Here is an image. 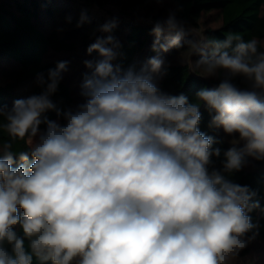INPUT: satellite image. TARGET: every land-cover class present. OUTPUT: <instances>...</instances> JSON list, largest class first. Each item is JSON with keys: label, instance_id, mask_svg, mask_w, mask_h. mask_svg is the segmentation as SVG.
Listing matches in <instances>:
<instances>
[{"label": "clouds", "instance_id": "9594fccd", "mask_svg": "<svg viewBox=\"0 0 264 264\" xmlns=\"http://www.w3.org/2000/svg\"><path fill=\"white\" fill-rule=\"evenodd\" d=\"M179 11L141 18L156 54L127 66L118 18L99 25L73 104L53 99L67 60L37 73L38 93L0 104V264H229L255 240L258 192L229 177L264 161V51L239 34L193 45L206 77H223L196 102L171 94L164 54L193 44ZM202 107L227 149L201 131Z\"/></svg>", "mask_w": 264, "mask_h": 264}, {"label": "trees", "instance_id": "16d2710c", "mask_svg": "<svg viewBox=\"0 0 264 264\" xmlns=\"http://www.w3.org/2000/svg\"><path fill=\"white\" fill-rule=\"evenodd\" d=\"M176 8L181 9L177 15L186 21V27L201 30L202 34L190 35L193 44L164 54L168 74L158 83L171 94L183 93L196 102V91L215 87L223 77L222 70L218 78L206 77L203 66L197 63L200 56L193 45L202 46L212 39L223 40L230 34H239L245 41L257 38L260 50L264 51V0H167L162 5L154 0H1L0 104L10 107L15 99L38 93L37 73L46 74L60 60L69 61V65L53 99L61 106L80 99L82 74L87 71L83 60L91 58L86 49L96 36L101 35L96 29L104 23L92 17L95 11L104 19L114 15L121 18L113 34L122 44L119 62L127 66L156 54L151 50L152 26L140 23L141 18H164L169 9ZM84 10H87L90 23L77 27ZM68 17L72 18L71 22ZM127 19L138 23L131 24ZM235 82L241 87L246 86L240 79ZM201 111V131L224 138L225 142L218 146L227 149L230 138H225L222 130H210L207 127L209 114L203 107ZM48 115L56 118L54 112ZM6 141H10V137L0 128V145ZM11 142L14 153L28 147L26 139ZM229 178L255 189L264 208V161H253ZM252 217L258 225V235L229 264H264V212L257 210ZM34 264L39 262L34 260Z\"/></svg>", "mask_w": 264, "mask_h": 264}, {"label": "rangeland", "instance_id": "374dc122", "mask_svg": "<svg viewBox=\"0 0 264 264\" xmlns=\"http://www.w3.org/2000/svg\"><path fill=\"white\" fill-rule=\"evenodd\" d=\"M92 11H93V10H92ZM94 11H95V10H94ZM94 11H93V12H94ZM94 14L97 15V16L99 17L98 19L96 18V19L98 20V22L102 21L101 18L103 17V15H100V14L96 13V11L94 12ZM113 17L118 18L119 21L121 20V18H119L118 15H114ZM113 17H112V18H113ZM108 19H109V18H107V20H108ZM127 20H132V19H127ZM133 21H134V19H133ZM141 22H143V21H141ZM192 34H193L194 36H195V35H199V34H202V31H201V30H190V29H189V35H192Z\"/></svg>", "mask_w": 264, "mask_h": 264}, {"label": "built area", "instance_id": "2783aa9c", "mask_svg": "<svg viewBox=\"0 0 264 264\" xmlns=\"http://www.w3.org/2000/svg\"><path fill=\"white\" fill-rule=\"evenodd\" d=\"M1 1V0H0ZM96 21H98L97 19L99 18L97 15H95V14H93V16H92ZM97 18V19H96ZM102 19V21H104V22H106L107 21V19H104L103 17L101 18ZM109 20V19H108ZM131 24H136V23H138V22H136L135 20L133 21V20H130L129 21ZM140 23H142V24H144V25H149V26H152L151 24H149V23H145V22H140ZM203 44V43H202Z\"/></svg>", "mask_w": 264, "mask_h": 264}]
</instances>
